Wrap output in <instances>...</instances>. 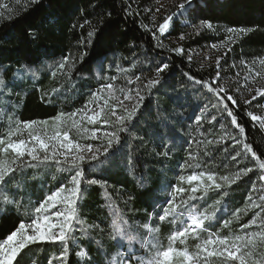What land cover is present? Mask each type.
<instances>
[{
    "label": "trees",
    "instance_id": "1",
    "mask_svg": "<svg viewBox=\"0 0 264 264\" xmlns=\"http://www.w3.org/2000/svg\"><path fill=\"white\" fill-rule=\"evenodd\" d=\"M154 1L39 0L24 9L16 5L15 0H0V5H7V8L0 7V13L5 17L12 16L10 20L0 19V76L14 85L10 93L0 95V138H5L9 128L15 126L13 119L49 121L51 131L53 117L83 108L92 98L91 94L112 77H115L113 94L123 100L119 89H135L138 83H146L154 76L159 63L169 64L163 74L165 82L151 94L143 90L142 114L133 122L135 127L122 138L121 145L112 150L113 154L102 167L89 172L85 164L88 178L96 176L108 184L106 188L82 185L78 215L87 225L100 224L103 232L91 229L85 233L78 225L72 234L75 239L68 242L67 264H108L109 261L119 264L125 252L132 251L146 260L156 251L152 245L158 241L156 247L166 248L169 236L184 224L185 216L194 211L210 214L212 219L205 221L196 237L190 234L183 240L184 245L180 247L189 252H194L196 245L210 235L223 238L258 231L256 225L243 231L241 226L258 213L260 219H264L261 208L251 206L253 202L261 204L254 192L259 185L264 188V181L259 179L264 174L259 168V163L264 161V133L247 118L252 105L228 90L236 103L225 102L245 130L240 134L239 129L226 119L227 111L222 103H218L219 97L202 84L188 79L192 76L195 80L210 82L215 78L212 67L199 66L189 59L188 53L210 41H224V30L229 27L253 31L232 38L231 51L225 52L221 66L233 71V64L254 63L264 58V0H198L194 3L196 15L189 16L191 24L208 20L215 31L201 28L197 32L174 21L163 35L158 32L159 24L175 12L176 7L158 14ZM8 9L14 11L10 13ZM94 29L102 33V40L95 45L85 43L88 32ZM30 31H35L38 38L33 40L28 34ZM181 34L184 39H180ZM175 48L183 51L176 52ZM81 54L83 64L77 62L70 73L51 75L63 57L76 58ZM102 56L105 57L104 71L99 73L96 59ZM29 57L32 60L40 57L41 63L34 65ZM89 67L91 71H88ZM136 75H141L140 82H135ZM129 79L134 81L131 85L127 83ZM105 100L109 109L118 104L107 90L98 103L103 106ZM260 102H264V97ZM117 111L122 113L119 107ZM213 115L217 119L209 123ZM197 117H201L199 124ZM82 126L100 128V124L92 125L86 121ZM102 130L110 129L105 125ZM228 134L251 143L260 160L250 154L232 160L242 145L234 144ZM70 136L81 144L99 146L106 142L104 137L100 140L82 138L75 130ZM25 137L26 131L13 139ZM165 152L167 155H163ZM190 153L194 159H190ZM4 155L8 160L13 159L11 150ZM246 167L253 171L235 183L225 185L219 191L210 188L206 195L198 191L196 195L203 198L190 201L188 205L181 202L182 198L187 199L196 183L187 182L189 175L211 171L219 183V177L232 176ZM72 174L55 165L35 164L16 172L6 185L0 186V241L21 221L30 222L39 202L62 184H68ZM180 176L185 180L181 181ZM174 186L186 191L174 193ZM173 195L176 211L161 222L158 216ZM8 200L21 203L9 204ZM245 208L248 210L244 211ZM117 212L127 222L125 228L129 233L120 240L123 248L113 238L111 227ZM225 220L230 221L227 227L222 224ZM61 250L59 243L34 244L21 253L19 264H49V261L61 264L57 259ZM82 250L87 253L84 257L77 255ZM208 264H222V261L211 257Z\"/></svg>",
    "mask_w": 264,
    "mask_h": 264
},
{
    "label": "snow or ice",
    "instance_id": "2",
    "mask_svg": "<svg viewBox=\"0 0 264 264\" xmlns=\"http://www.w3.org/2000/svg\"><path fill=\"white\" fill-rule=\"evenodd\" d=\"M16 5L27 9L30 4L39 3V0H15ZM0 7L7 8V5H0ZM178 11L167 15L163 22L159 24L158 32L163 35L174 24V19L178 16H183L186 13L189 16L196 15L197 6L194 4V0H183L177 6ZM11 13L14 9H8ZM156 11H159L157 9ZM110 15V13H109ZM0 19H12V16H4L0 13ZM88 23V21H85ZM84 25H81L83 27ZM75 27V25H73ZM191 27L195 31H199L201 28L212 29L213 25L208 20H201L200 23L192 24ZM253 31L251 28L245 27H229L227 32L230 34H236L238 36L247 35ZM33 40L37 39L35 31L28 33ZM155 36V33H153ZM180 39H184V34L180 35ZM102 40V33L99 30L94 29L88 32L87 40L85 43L97 44ZM176 52H182L180 48L173 49ZM231 51V48L228 49ZM104 59L105 57H97L96 65L99 73L104 71ZM191 59V58H189ZM29 60L34 65L41 63V58L36 57ZM83 64V54L79 57L73 58L70 55L65 56L56 66L55 71L51 73L54 77L57 72L70 73L75 67L76 63ZM219 58L217 60V67L219 69ZM242 63H244L242 61ZM255 63V62H254ZM259 64L264 66V58L259 59ZM118 67V66H117ZM169 69V64L161 62L155 68V74L153 77L148 78L146 83L137 84L135 89L121 88L120 93L123 95V100L119 96L113 94V83L115 77L110 78L106 83H103L100 88L91 94V99L88 104H85L83 108L77 109L71 113H60L52 118L51 131H49V121H20L14 120V127H10L5 138H0V186L6 185L18 171H22L25 168L34 166L35 164H50L55 165L61 170L73 172L69 178L68 184H62L54 192L48 194L38 206L34 208L35 215L30 219V222L25 223L21 221L15 230L11 231L2 241H0V264H19L18 257L21 253L34 244L43 243H59L62 246V250L57 259L61 261V264H67L69 255L68 242L70 239H75L72 235L76 227L79 225L82 232L87 233L91 229H99L103 232L100 224L87 225L86 222L80 219L78 215V199L82 192V185H99L102 188H106L108 182L102 178L92 176L88 178L85 175V164L88 165V171L92 169L100 168L113 154L112 150L121 145L122 138L125 134H129L131 128L135 127L133 123L139 115L141 108L144 106L143 102L145 96L143 90H147L148 94H151L152 90L157 86L162 85L164 81L163 74ZM91 67L88 71H91ZM151 70V66L149 67ZM123 71V70H122ZM251 71V69H250ZM261 73L257 72L255 75L259 76ZM187 75V74H186ZM239 75V73H237ZM188 79L194 80L197 84H202L210 92H213L219 97L218 103H222L224 110L227 111L229 117H232L231 124L239 129V133H244V128L239 125L234 113L229 109L228 103H236L233 96L228 94V90L219 86L217 81L220 79L219 70L216 73V77L208 82L202 80H195L194 77L188 76ZM142 80L141 75L135 76V82ZM134 81L129 79L127 83L131 85ZM215 85V86H214ZM13 84L7 83L2 76H0V95L10 93ZM107 90L109 96L115 99L118 104L109 109L108 101L105 100L103 106L98 103V100L102 97V94ZM251 91V90H249ZM223 93L224 95H221ZM257 97H264V89H257L255 95H252L251 100L245 101L247 104H251ZM128 101V104H125ZM89 105H95L89 107ZM117 107L122 110L117 111ZM215 107V106H214ZM247 115L253 122H259L261 127H264V116H257L252 112H247ZM79 117V119H77ZM217 117L213 115L212 121H216ZM201 117H197L196 121L199 124ZM88 124H100V128L89 129L83 127V123ZM107 125L110 130H102ZM75 130L76 134L82 138H88L91 140H100L101 137L106 138V142L102 145H95L92 143L81 144L74 140L70 136V132ZM27 132V138L13 139L17 134H23ZM234 141V144L242 145L241 150L237 151L235 155L231 157L232 160H236L242 154H250L255 160H260V156L257 151L253 149L251 143L243 142L237 139L236 136L228 134ZM223 139V138H222ZM191 142V141H190ZM199 143V141H197ZM213 143V141H208ZM220 143V141H216ZM11 150L13 159L8 160L4 154L9 153ZM227 151V149H225ZM167 155V152L163 153ZM190 155V159H194ZM187 163V162H186ZM199 167V165H197ZM259 168L264 170V161L259 163ZM252 168H244L232 176L219 177L221 182H217V176L211 171H201L198 174L189 175L186 179L189 184L196 182L191 188L187 199L182 198V203L188 205L190 201H196L203 197H198L196 193L202 191L205 195L210 188H214L219 191L224 188L225 185H231L241 178L243 175H247L252 172ZM260 181H264V174L259 176ZM180 180L184 181L185 177L180 176ZM186 189L182 187H173V192L184 193ZM175 195L166 202V206L163 208L161 214H159V221L163 222L167 217L173 215L176 211L173 201ZM251 200V195H249ZM261 204H253V207H260L261 212H264V196L260 197ZM9 204L19 205L21 202L17 200H8ZM217 204L219 201L216 202ZM52 209H56L54 212ZM248 209L245 208L244 211ZM115 218L112 220L113 238L116 239L118 246L123 248L120 244V240L128 236V231L125 228L126 221L120 216V214L114 213ZM212 219L210 214H204L195 212L190 217V222L186 227L174 232L169 236V243L166 248H158L156 244L152 247L156 248L153 255H150L145 261L144 257H137L135 251L125 252L119 261V264H208V260L211 257L219 258L222 264H264V219H260L258 213L249 223L241 226V230L249 229L252 225H256L258 231H245L243 235H234L231 237H223L210 235L207 239L203 240L200 244L196 245L195 252H189L187 248L177 249L173 245L180 239L183 243V239L189 234L196 235L198 229H203L206 220ZM259 220V223H258ZM230 221H223L224 227H227ZM148 229V225H145ZM156 232L158 229H151ZM78 256L84 257L87 255L85 251L77 252ZM51 264V261H49ZM99 264V262H97ZM108 264H114L113 261H109Z\"/></svg>",
    "mask_w": 264,
    "mask_h": 264
},
{
    "label": "rangeland",
    "instance_id": "3",
    "mask_svg": "<svg viewBox=\"0 0 264 264\" xmlns=\"http://www.w3.org/2000/svg\"><path fill=\"white\" fill-rule=\"evenodd\" d=\"M196 1L198 0H194V3ZM154 2L156 4V10L159 9V11H156V10L155 11L158 12V14H160V12L164 13L165 11L170 10V8L172 7H176V11H178L177 6L180 3H182L183 0H156ZM174 21L183 25L184 28L193 29V27H191L192 24L190 22L189 15L187 13L183 16L176 17ZM206 29L211 32L215 31V27H213L212 29H208V28ZM224 35H225L224 41H220V42L210 41V43L204 44L201 47L192 48L188 54L190 55V58L192 60L200 64L199 66L206 67V68L212 67V71L215 72V77H216L217 71L219 70L220 79L218 80L219 82L218 85L227 90H230L231 92H234L235 95L241 101L245 103V101L251 100L252 95H255V92L257 89H264V66H261L259 64V60H255L254 61L255 63H247L246 61H243L244 63L241 62L238 65L233 64L232 65L233 71L232 69L230 70L227 67L221 66L222 65L221 59L224 57L225 52L229 48L232 38L235 37L236 34H230L227 32V29H226L224 30ZM218 58L220 61L219 69L217 67ZM257 72H260L261 74L259 76L255 75ZM237 73H239V75H237ZM262 98L263 97H257L256 100L252 101L251 109L248 112H252L253 114L257 116H264V102L263 103L260 102ZM247 118L251 120L249 116ZM226 119H229L231 122L232 118L229 117L227 114ZM253 123L257 125L259 128H261L260 130L263 131L264 133V127H261L259 122H253ZM232 126L235 127L234 125ZM26 138L27 137H25V139ZM254 196L257 198V200L261 202L260 197L264 196V188L261 185H259L256 188L254 192ZM55 210L56 209H52L53 212ZM195 212L197 211L187 214L184 218V221H185L184 224L180 226V228L177 229L175 232L181 230L183 227H186L187 224L190 222L191 215ZM34 215L35 213L33 214V216ZM193 237H196V236L193 235ZM185 238H182V239L184 240ZM182 245H184V243H181V240L178 239L173 246L177 249H184L180 247Z\"/></svg>",
    "mask_w": 264,
    "mask_h": 264
}]
</instances>
